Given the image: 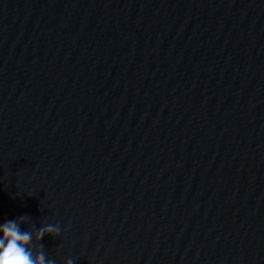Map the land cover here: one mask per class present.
Returning a JSON list of instances; mask_svg holds the SVG:
<instances>
[{
	"label": "clouds",
	"instance_id": "obj_1",
	"mask_svg": "<svg viewBox=\"0 0 264 264\" xmlns=\"http://www.w3.org/2000/svg\"><path fill=\"white\" fill-rule=\"evenodd\" d=\"M29 223V216L0 224V264H56L49 259L40 243L45 236L58 237L61 228L58 224L45 223L39 228L22 230L21 225ZM66 264H74L71 258Z\"/></svg>",
	"mask_w": 264,
	"mask_h": 264
}]
</instances>
